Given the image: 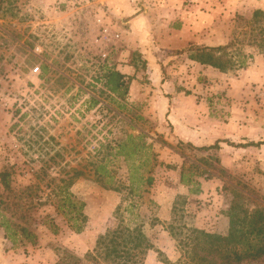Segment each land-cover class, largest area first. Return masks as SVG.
Instances as JSON below:
<instances>
[{
	"label": "rangeland",
	"instance_id": "obj_1",
	"mask_svg": "<svg viewBox=\"0 0 264 264\" xmlns=\"http://www.w3.org/2000/svg\"><path fill=\"white\" fill-rule=\"evenodd\" d=\"M67 1L0 0V171L11 172L38 237L12 249L15 263L27 264L24 254L30 264L73 254L95 264L87 255L101 235L140 222L154 245L142 264L177 263L173 232L226 234L232 204L240 213L264 209V0H126L144 16L140 39L126 44L124 16L111 13L107 0ZM104 27L119 37L105 40ZM230 42L229 56H245L244 66L220 71L188 58L196 45ZM120 62L134 68L129 84H150L154 63L191 96L188 140L170 122L145 116L128 92L121 98L103 87L97 79ZM128 135L140 145L134 154L130 145L120 148ZM217 139L218 150L186 146ZM251 141L260 144L243 145ZM133 166L153 183L131 191ZM181 172L192 184L180 182ZM66 196L84 203L79 232L60 207ZM132 201L139 217L126 210ZM47 219L59 226L56 234ZM242 264H264V255Z\"/></svg>",
	"mask_w": 264,
	"mask_h": 264
},
{
	"label": "trees",
	"instance_id": "obj_2",
	"mask_svg": "<svg viewBox=\"0 0 264 264\" xmlns=\"http://www.w3.org/2000/svg\"><path fill=\"white\" fill-rule=\"evenodd\" d=\"M262 14L261 10L255 12L256 16ZM264 31V29H262ZM261 42V41H260ZM232 42L217 46H195L190 48V58L225 71L234 66H244L245 56H239L234 60L229 56L228 49ZM261 45H264L262 39ZM247 57H250L248 55ZM103 87L110 93L121 98L125 97L129 88L130 77L116 70L115 67L104 70L100 78L97 79ZM142 135L136 138H141ZM132 135H128L126 142L120 144L123 149L130 145L131 154L140 150V145L131 142ZM221 139H217L213 144L195 146L186 143V146L198 150L220 149ZM132 143V144H128ZM259 142H248L243 145H256ZM131 154L124 153L126 159ZM139 166H133L129 175L131 191H135L138 185L150 186L153 183L151 175L144 176L138 171ZM180 182L185 185L192 184L188 174L180 173ZM0 231L5 243L10 244V248L16 250L26 244H37V234L28 224V211L17 201L11 184V172L7 169L0 171ZM196 188L193 192H198ZM135 201L126 210L134 217L140 214L134 212ZM64 215L68 220H73L72 228L79 232L85 222L83 214L84 203L66 196L60 204ZM237 210V205L232 204L229 210V227L226 234L210 232L200 228H184L172 235L177 239V247L180 257L177 263L172 264H242L247 260H255L264 255V209L255 208L251 211ZM80 219V222L76 220ZM52 233L56 234L59 226L52 219L45 221ZM153 243L144 234L142 223H134V226L118 225L114 230L101 235L95 246V253H88V257L95 264H142L143 254L153 248ZM158 253L161 254L160 251ZM166 262H169L166 259ZM56 264H82V259L73 254L61 258ZM171 264V263H170Z\"/></svg>",
	"mask_w": 264,
	"mask_h": 264
},
{
	"label": "crops",
	"instance_id": "obj_3",
	"mask_svg": "<svg viewBox=\"0 0 264 264\" xmlns=\"http://www.w3.org/2000/svg\"><path fill=\"white\" fill-rule=\"evenodd\" d=\"M71 1L72 0H69L67 2ZM106 2L111 8V13L118 16H124L125 22L127 23L126 25L129 29L127 28L125 32L128 37L124 34L126 37L123 38V43L126 44L127 41L130 42L140 39L138 36L141 35L140 32H143L140 29V26L144 16L129 7L126 4V0H107ZM138 30H140V32ZM188 44L189 43L186 42V45ZM188 58L195 64L203 66V64L193 60L190 56ZM115 69L127 76L132 75L135 72L131 65L123 64L121 62L117 64ZM147 72L149 74L147 78L149 79L150 84L144 85L138 80H132L133 82L129 84L130 89L128 93L130 97L128 99L130 101L141 102L143 104L141 110L145 116L152 115V117L160 123L163 121L166 123L170 122L174 134L178 135L180 138L188 140L187 129L189 128V125H187L183 116L188 113L186 103L191 96L180 90L178 86H173V78H170L169 76L164 78L159 72V69L157 71L154 63H148ZM137 78L140 77L137 76ZM136 92L138 94L133 95V93ZM161 128L163 127L161 126ZM182 130L184 131L182 132ZM5 244V239L0 231V264H16L14 261L16 257L14 258L13 256L14 251H12L11 248L4 249ZM23 258L25 263L30 264L31 261L27 259L25 254Z\"/></svg>",
	"mask_w": 264,
	"mask_h": 264
},
{
	"label": "built area",
	"instance_id": "obj_4",
	"mask_svg": "<svg viewBox=\"0 0 264 264\" xmlns=\"http://www.w3.org/2000/svg\"><path fill=\"white\" fill-rule=\"evenodd\" d=\"M100 21V19H98V22ZM102 34H103V38L105 40H111V38L113 39L114 37L115 38H118L119 37V34L118 33H113L111 32V30L108 28V27H104L102 29ZM112 36V37H111ZM32 72L33 73H38L39 72V66H35L33 69H32Z\"/></svg>",
	"mask_w": 264,
	"mask_h": 264
}]
</instances>
